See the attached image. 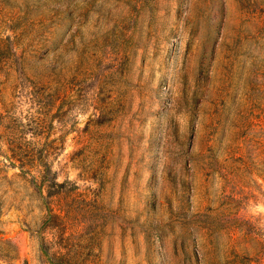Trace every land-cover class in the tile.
<instances>
[{"label": "rangeland", "instance_id": "1", "mask_svg": "<svg viewBox=\"0 0 264 264\" xmlns=\"http://www.w3.org/2000/svg\"><path fill=\"white\" fill-rule=\"evenodd\" d=\"M0 264H264V0H0Z\"/></svg>", "mask_w": 264, "mask_h": 264}, {"label": "trees", "instance_id": "2", "mask_svg": "<svg viewBox=\"0 0 264 264\" xmlns=\"http://www.w3.org/2000/svg\"><path fill=\"white\" fill-rule=\"evenodd\" d=\"M51 169L49 170V168L47 167V165L45 166V167H43V172H42V181L44 182V183H50V175H51ZM52 184H50V186L51 187H56V188H62L63 187V184L62 183H58V181H57V179H54L52 182H51ZM58 192H59V190H58ZM10 253H9V251H4V253H3V256H4V258H9V255Z\"/></svg>", "mask_w": 264, "mask_h": 264}]
</instances>
